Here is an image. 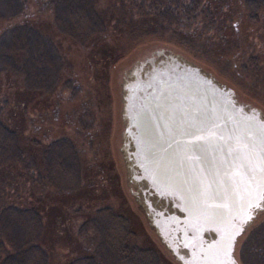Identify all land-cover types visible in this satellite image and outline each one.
<instances>
[{
	"label": "rangeland",
	"instance_id": "1",
	"mask_svg": "<svg viewBox=\"0 0 264 264\" xmlns=\"http://www.w3.org/2000/svg\"><path fill=\"white\" fill-rule=\"evenodd\" d=\"M63 1L0 0V120L17 145L16 158L0 166V205L32 207L40 221L27 241L15 223L13 240L0 243V259L35 243L43 252L40 264H66L78 254L90 255L93 264H118L103 241L105 217L96 212L110 207L127 219L128 244L149 248L154 264H182L158 236L139 184L129 179L123 84L140 64L176 55L210 72L233 90L237 102L259 108L264 118V0H240L237 10L230 9L233 17L224 30L211 20L207 32L198 28L193 33L166 22L155 32L109 34L91 46L54 19ZM13 28L24 29L40 45L9 47L2 37ZM47 49L49 63L42 55ZM30 51L42 56L41 67L31 74ZM77 78L82 89L70 80ZM83 90L91 96L87 108L79 102ZM52 143L62 146L64 163L75 171L73 185L49 184L45 165ZM263 218L264 207L237 236L233 254L238 264L244 262L243 239Z\"/></svg>",
	"mask_w": 264,
	"mask_h": 264
},
{
	"label": "water",
	"instance_id": "2",
	"mask_svg": "<svg viewBox=\"0 0 264 264\" xmlns=\"http://www.w3.org/2000/svg\"><path fill=\"white\" fill-rule=\"evenodd\" d=\"M169 57L140 64L123 84L125 131L133 154L127 156L133 165L129 179L139 184L144 205L153 210L158 236L182 264H217L229 257L238 264L233 254L237 236L226 257L228 224L204 220L197 211L195 189L224 197L226 221L260 195L264 118L259 108L237 102L233 90L210 72L176 55ZM193 122L208 125L209 131L196 150L185 154L181 149L193 138L181 133ZM253 174L255 182L249 180ZM259 203L252 217L264 207V200Z\"/></svg>",
	"mask_w": 264,
	"mask_h": 264
},
{
	"label": "trees",
	"instance_id": "3",
	"mask_svg": "<svg viewBox=\"0 0 264 264\" xmlns=\"http://www.w3.org/2000/svg\"><path fill=\"white\" fill-rule=\"evenodd\" d=\"M36 1L41 0H30L32 4ZM239 3L240 0H64L55 12L54 19L64 26L70 36L84 45L91 46L96 39H106L109 34L133 36L155 32L166 22L175 24L179 30L193 33L198 28L199 32H207V21L211 20L210 23L224 30L233 17L230 9L237 10ZM225 25L227 26L224 27ZM2 39L9 41L7 45H13L14 49L24 45L27 49L31 45H40L35 39L29 38L24 29L13 28ZM5 48L7 49L6 46ZM42 55H45L48 63L52 60L48 49L47 55L45 51ZM41 57L30 51L29 74L41 67ZM70 80H73L77 88H83V82L78 78ZM83 92L79 95V102L83 108H87L91 105V96L86 90ZM16 151L15 134L0 120V166L15 159ZM63 151L62 146L52 143L48 156L46 155V178L49 184L55 187L73 185L76 181L75 171L64 163ZM96 212L105 217L103 241L108 251L116 257L118 264H154L149 248L135 247L127 243L132 232L126 227L125 216L110 207L98 208ZM15 223L20 225L26 241L32 240L40 229L39 217L32 207L0 205V243L13 240ZM243 246V264H264V218L248 230L243 239ZM42 257L41 248L35 243H28L16 252L5 253L0 259V264H40ZM66 264L93 263L90 255L78 254L71 257Z\"/></svg>",
	"mask_w": 264,
	"mask_h": 264
},
{
	"label": "snow or ice",
	"instance_id": "4",
	"mask_svg": "<svg viewBox=\"0 0 264 264\" xmlns=\"http://www.w3.org/2000/svg\"><path fill=\"white\" fill-rule=\"evenodd\" d=\"M209 131V126L204 124H197L195 122L190 123L189 126L184 129L181 134L191 136L193 139L186 145L182 147V151L187 154L190 151L196 150L200 145V141L205 139L204 133ZM185 167H187V159H185ZM194 167V165H193ZM249 172L253 170L248 169ZM259 182L257 184V191L260 193L257 197L248 199L242 209L241 213L237 214L234 217H231L226 221L224 209L228 208V204L224 202V197H222L219 192L209 194L206 189L197 188V211L208 223H217L223 224L227 222L228 232H227V244L225 247L224 255L228 257V250L231 247L232 242L235 237L238 236L241 231H243V226L246 224L253 215V209L260 207V200H264V167L261 168L258 173ZM251 182L257 181V175L253 174L249 176ZM251 188V183H249L248 188H245V191ZM229 191H234V189L229 186ZM242 199V197H241ZM210 200H219L220 203H209ZM217 264H232L230 257L226 260L218 261Z\"/></svg>",
	"mask_w": 264,
	"mask_h": 264
},
{
	"label": "flooded vegetation",
	"instance_id": "5",
	"mask_svg": "<svg viewBox=\"0 0 264 264\" xmlns=\"http://www.w3.org/2000/svg\"><path fill=\"white\" fill-rule=\"evenodd\" d=\"M132 155H133V154H132V152H131L128 156H129V157H130V156L132 157ZM150 191H151L153 194H155V195L157 194L153 188H150Z\"/></svg>",
	"mask_w": 264,
	"mask_h": 264
}]
</instances>
